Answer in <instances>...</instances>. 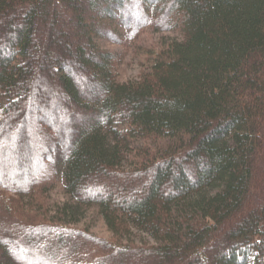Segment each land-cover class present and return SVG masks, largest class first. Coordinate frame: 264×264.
Returning <instances> with one entry per match:
<instances>
[{
    "label": "trees",
    "instance_id": "16d2710c",
    "mask_svg": "<svg viewBox=\"0 0 264 264\" xmlns=\"http://www.w3.org/2000/svg\"><path fill=\"white\" fill-rule=\"evenodd\" d=\"M2 20L0 264H264V0H0ZM142 28L179 37L119 81L97 39Z\"/></svg>",
    "mask_w": 264,
    "mask_h": 264
},
{
    "label": "rangeland",
    "instance_id": "374dc122",
    "mask_svg": "<svg viewBox=\"0 0 264 264\" xmlns=\"http://www.w3.org/2000/svg\"><path fill=\"white\" fill-rule=\"evenodd\" d=\"M3 22L4 20L0 21V53L2 54L3 52L1 51L5 48L3 39L6 38L5 30H3ZM178 37V33L175 31L156 32L151 28H142L139 30L137 39L135 40V42L132 43V45L131 43L130 45H124L123 43L100 38L97 39V43L100 48L109 49L124 54L123 60L117 66L116 74L119 81H127L136 80L143 73H146L148 70L147 68L152 65L156 56L159 54L162 55V53L166 52L170 47L169 44L171 43V40ZM121 42H125L124 39H121ZM85 70L88 71V67H86ZM40 93L41 91H39L38 96L40 95ZM40 96H42V94ZM25 108L26 107L24 105V107H21L20 109L23 110ZM14 118L15 116L12 115L8 120L12 122L15 121ZM33 132V128L31 131L30 128L23 127L19 130L17 134L16 142L18 144V148L16 152L17 161L19 165H25L28 159H30V152L33 151L32 142L35 143L33 136H31ZM48 199L54 204V213L57 210L56 206L59 207L68 201L71 202L68 195L65 194L60 184H56L51 190L48 191L47 202ZM79 209L80 211L75 212L71 215V224L76 227L88 229L91 233L95 234V236L101 239H110L112 237V233L108 230L106 224L104 223V220L98 212L97 207L81 206L79 207ZM50 215H53L52 211L50 212ZM61 219L64 218L61 217ZM131 235V237H127L126 239L134 240V242L137 243H152V239H150L146 235L140 233H135Z\"/></svg>",
    "mask_w": 264,
    "mask_h": 264
}]
</instances>
